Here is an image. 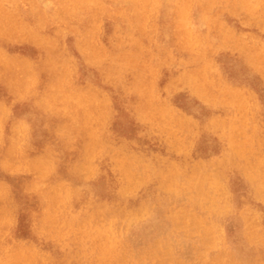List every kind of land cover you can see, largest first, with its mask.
Returning <instances> with one entry per match:
<instances>
[{
    "label": "rangeland",
    "instance_id": "rangeland-1",
    "mask_svg": "<svg viewBox=\"0 0 264 264\" xmlns=\"http://www.w3.org/2000/svg\"><path fill=\"white\" fill-rule=\"evenodd\" d=\"M34 4L42 10L43 21L49 28L45 33L50 37H55L53 29L60 23L64 33L71 26L79 27L89 37L93 34L100 55L104 48L111 54L123 51L125 57L121 66L117 64L118 73L105 75L111 79L109 83L113 82L114 90L110 91V99L104 101L103 117L110 116L112 126L107 134L100 135L106 136V141L109 139L110 147L118 154L108 149L106 161L91 166L79 161L77 185L71 184L81 192L82 209L77 214L76 230L55 234L64 228V221L57 219L50 225L52 232L42 236L47 245L55 248L50 257L41 244L22 240L18 244L0 241L4 250L1 259L20 264H107L100 260L103 257L98 248L102 246L106 257L117 255L111 264H264V192L258 195L250 188L242 168L229 167L228 161H234L232 155L237 157V167H242L247 156L232 149L229 135L234 131L228 121L220 124V128L229 131L228 137L214 126L207 127L196 119L187 121L193 131H183L185 145L170 143L173 148H168L169 137L149 123L141 125L129 119L127 106V95L133 93L140 79L154 91L153 98L141 101L153 109L152 117H160V105L168 104L179 115L191 111L199 118L201 104L192 88L183 82V76H187L183 70L187 69L182 67L196 57V70L204 71L215 85L244 95L241 109L249 121L235 136L261 157L264 0H34ZM60 10L66 15L63 20L59 18ZM73 16L75 21L69 23ZM91 50L94 53L92 47ZM99 66L91 65L85 57H76L73 65L65 68H74L79 80L85 81L95 78ZM170 69L173 73L168 72ZM215 93L217 97L218 92ZM227 105L222 103L220 107ZM92 120L89 116L81 129L92 127ZM239 125L240 122L233 126ZM196 144L206 148V158L212 164L205 168L204 161H200L199 168L202 175L214 174L209 178L214 193H227L216 176L220 172L230 174L237 183L236 190L229 188L234 192L229 201L230 211L218 209L207 218L201 216L218 226V234L209 230L206 222L193 221L188 216L194 211L197 194L186 188V174L191 169L183 164V158L186 149ZM112 154L119 156L116 167L110 159ZM136 157L152 164L157 173L150 169L139 175L132 169L138 181L133 184L124 179L119 163L120 158L122 162H133ZM177 169L184 175H179ZM45 173L40 170L38 175ZM63 178L69 182L67 174ZM159 179L177 186V191L164 186ZM131 187L130 193L123 191ZM63 190L66 196L62 200H70L68 189ZM211 202L210 198L206 201L207 205ZM200 229L206 230L201 234Z\"/></svg>",
    "mask_w": 264,
    "mask_h": 264
},
{
    "label": "bare ground",
    "instance_id": "bare-ground-1",
    "mask_svg": "<svg viewBox=\"0 0 264 264\" xmlns=\"http://www.w3.org/2000/svg\"><path fill=\"white\" fill-rule=\"evenodd\" d=\"M42 16V10L38 9L34 0H0V241L18 244L28 240L36 245L41 244L45 254L50 257L55 248L42 239L44 234L52 232L50 225L57 219L64 221V228L55 234L76 230L77 214L82 209L81 192L71 184L77 185L81 169L79 161L83 160L91 166L97 161H106L108 149L118 154L110 147L109 139L106 141V136L100 135L107 134L112 126L110 116H103L106 112L104 101L110 99L114 84L109 83L111 79L105 75L112 73L115 76L120 69L117 64L121 66L125 56L123 51L111 54L105 48L100 55L93 43V34L89 37L79 27L69 26L64 33L58 23L53 29L55 37H50L45 33L49 28ZM63 17L65 19L66 15L60 10L59 18L63 20ZM75 19L73 16L69 23ZM76 57H85L91 65H100L94 79L101 81V84L92 78L80 81V75L74 68H65L68 64L73 65ZM196 63L194 57L191 62L183 63L182 67L187 69L183 70V73H187V76H183V82L192 88V93L200 101L199 118L191 111H183V115H179L168 104L160 105V117H152L153 109L141 101L153 98L154 91L140 79L133 93L127 95L128 117L141 125L149 123L152 128L166 134L170 139L169 145H166L168 148H173L170 143L179 147L185 145L181 137L183 131H193L187 121L195 122L196 119L207 127L214 126L222 131L224 137H228L229 131L220 128V124L228 121L234 131L229 135L232 149L247 156L242 167H237V157L232 155L234 161H228L229 167L242 168L250 188L260 195L264 192V154L261 157L256 155L255 150L239 143L235 136V132L246 128L249 121L241 109L244 95L221 84L215 85V81L210 76L206 77L204 71L195 69ZM261 71L264 73V68ZM168 72L173 73V70ZM115 89H118L117 85ZM215 91L218 92L217 97ZM131 99H134V103H131ZM222 103L228 105L220 107ZM89 116L93 117L94 124L83 131L81 125L87 124ZM239 122V126H233ZM186 150L183 164L191 169L190 174H186V188L197 194V202L194 201V211L188 215L189 218L198 221L202 220L201 216L207 218L218 209L230 211L229 201H232L234 192L229 188L237 189L236 179L228 173H218L216 176L227 193H214L209 183V178L214 174L202 175V168H199L200 161H204L205 168L212 166L210 159L206 158V148L196 144ZM110 159L116 163V167L119 156L112 154ZM120 161L122 176L133 184L138 181L132 169L140 172L139 175L154 169L152 164L140 157L133 159V162H122L121 158ZM172 169L176 167H169V170ZM40 170H45V175L39 176ZM177 171L179 175H184ZM65 174L69 182L63 178ZM158 181L177 191V186L166 183L164 179ZM64 188L68 189L67 195L71 197L68 201L62 200L66 196ZM132 189L123 191L130 193ZM237 193L239 191L235 192L234 198ZM209 198L212 202L207 205ZM244 211L250 214L249 210ZM202 221L208 224L209 230L214 229L218 234L217 225ZM204 230L200 229L199 232L202 234ZM98 251L103 257L100 260H106L107 264L118 258L117 255L106 257L102 246ZM3 252L0 248V264H20L1 259Z\"/></svg>",
    "mask_w": 264,
    "mask_h": 264
}]
</instances>
